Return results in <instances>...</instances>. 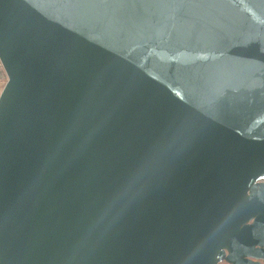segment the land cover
<instances>
[{
	"label": "water",
	"instance_id": "1",
	"mask_svg": "<svg viewBox=\"0 0 264 264\" xmlns=\"http://www.w3.org/2000/svg\"><path fill=\"white\" fill-rule=\"evenodd\" d=\"M0 264H264V0H0Z\"/></svg>",
	"mask_w": 264,
	"mask_h": 264
},
{
	"label": "rangeland",
	"instance_id": "2",
	"mask_svg": "<svg viewBox=\"0 0 264 264\" xmlns=\"http://www.w3.org/2000/svg\"><path fill=\"white\" fill-rule=\"evenodd\" d=\"M1 68L3 69L2 66L0 67V69H1ZM1 76H2L3 81L6 82V80H7V75H6L5 71H4V69H3V74H1Z\"/></svg>",
	"mask_w": 264,
	"mask_h": 264
},
{
	"label": "built area",
	"instance_id": "3",
	"mask_svg": "<svg viewBox=\"0 0 264 264\" xmlns=\"http://www.w3.org/2000/svg\"><path fill=\"white\" fill-rule=\"evenodd\" d=\"M1 66H2V65L0 64V67H1ZM1 79H2V77H1ZM4 84H5V81H3V79H2V83H1V86H0V93H1V91H2V89H3Z\"/></svg>",
	"mask_w": 264,
	"mask_h": 264
},
{
	"label": "crops",
	"instance_id": "4",
	"mask_svg": "<svg viewBox=\"0 0 264 264\" xmlns=\"http://www.w3.org/2000/svg\"><path fill=\"white\" fill-rule=\"evenodd\" d=\"M1 74H3V69L2 68L0 69V86H1V83H2Z\"/></svg>",
	"mask_w": 264,
	"mask_h": 264
},
{
	"label": "flooded vegetation",
	"instance_id": "5",
	"mask_svg": "<svg viewBox=\"0 0 264 264\" xmlns=\"http://www.w3.org/2000/svg\"><path fill=\"white\" fill-rule=\"evenodd\" d=\"M220 264H227L225 261L221 262Z\"/></svg>",
	"mask_w": 264,
	"mask_h": 264
}]
</instances>
